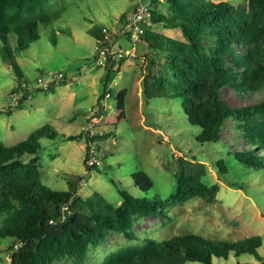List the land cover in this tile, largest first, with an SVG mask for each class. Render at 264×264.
Instances as JSON below:
<instances>
[{
    "label": "trees",
    "instance_id": "obj_1",
    "mask_svg": "<svg viewBox=\"0 0 264 264\" xmlns=\"http://www.w3.org/2000/svg\"><path fill=\"white\" fill-rule=\"evenodd\" d=\"M49 2L0 0L3 60L19 77L18 88L23 92L17 109H22L35 92H54L63 84L61 80L45 90L29 91L9 45V35L14 34L15 51L26 50L30 43L39 40L40 25H50L61 17L63 9H51ZM166 2L171 14L162 15L151 9L152 22H164L169 30H179L182 38H169L150 30L141 35L140 40L163 53L165 58L159 69L154 68L153 61L148 64L144 93L148 97L182 99L188 121L201 129L197 137L201 143L220 141L224 127L232 121L237 132L232 142L242 139L246 143L242 150L234 151V157L246 166L264 169V99L241 105L228 101L225 96L230 89L237 98L249 99L264 89V0L238 4L229 0ZM89 32L100 48L111 47L103 29L93 28ZM120 61L108 58L104 65L105 86L97 100L96 128L127 121L126 90L117 95L112 113L103 103L110 94L107 82L114 72H119ZM10 109L9 113L15 108ZM58 135L46 124L14 145L0 143V244L11 240L12 264H55L63 259L86 264L90 252L105 244L111 233L123 235L132 244L111 251L100 264H212L214 257L228 259L231 252L236 256L257 255L262 246L261 236L231 242L182 234L163 241L147 238L136 244L139 241L135 231L137 221L144 217H167L171 202L201 198L212 203L219 186L202 181L204 166L200 165L202 172H199L190 163H184L175 175L176 189L166 200L136 198L121 189L118 192L122 201L116 206L99 193L82 200L76 198L78 190L73 182H69L72 190L60 192L41 181L39 140H54ZM110 136V133L95 134L89 130L86 135L83 132L69 135L65 140L88 143L87 165L93 156L91 144L96 138ZM26 156L30 157L28 161L24 159ZM217 166L220 172H225L223 160ZM88 167L92 169L96 164ZM132 179L141 191L153 187L152 179L143 171L132 175Z\"/></svg>",
    "mask_w": 264,
    "mask_h": 264
},
{
    "label": "rangeland",
    "instance_id": "obj_2",
    "mask_svg": "<svg viewBox=\"0 0 264 264\" xmlns=\"http://www.w3.org/2000/svg\"><path fill=\"white\" fill-rule=\"evenodd\" d=\"M49 1L51 9H63L61 17L50 25H40L39 40L30 43L26 50L15 51L17 37L14 34L9 35V45L29 91L37 88L39 78L46 79L53 73L63 74V84L54 92H35L22 109L15 108L9 113L12 93L15 90L22 95L23 92L18 88L19 77L3 60L0 40V143L14 145L27 139L36 129L50 125L59 135L54 140H39L42 183L54 191L64 192L73 189L69 186V182H73L78 190L76 198L85 200L99 193L115 206L122 201L118 189L136 198L166 200L176 189L175 175L184 163H190L199 172L204 166L202 181L209 186H219L215 201L193 198L183 203H169L167 217H144L136 222L139 239L136 244L147 238L163 241L182 234L231 242L261 236L262 246L257 255L236 256L231 252L228 259L214 257L212 264H264V169L246 166L234 157V151L242 150L245 143L242 139L232 142L237 137L234 123L227 122L220 141L201 143L197 140L201 129L188 121L182 99L148 97L144 93L148 64L153 61L154 68L159 69L165 58L148 43L135 40L132 33L125 34L124 29L140 2L169 16L171 11L166 0ZM229 1L238 4L246 0ZM93 28L105 29L104 35L110 43L118 39L124 53L120 61L122 67L107 82L110 94L103 103L112 113L117 95L126 90L127 121L102 129L94 125L106 70L96 65L100 47L89 32ZM145 28L169 38H182L179 30H169L164 22L154 24L151 16ZM21 83L24 87V82ZM225 96L235 104H255L264 99V89L250 95L249 99L237 98L230 89ZM89 130L111 136L95 139L90 148L93 156L86 165L88 143L65 138L82 132L86 135ZM220 160L226 165L224 173L217 166ZM93 164L96 167L93 168ZM140 171L153 181L148 191H141L134 184L132 175ZM10 243L11 240L6 239L0 244V264H12ZM129 244L132 241L123 235L111 233L105 244L90 252L86 264H100L108 253ZM55 264L74 263L63 259Z\"/></svg>",
    "mask_w": 264,
    "mask_h": 264
},
{
    "label": "built area",
    "instance_id": "obj_3",
    "mask_svg": "<svg viewBox=\"0 0 264 264\" xmlns=\"http://www.w3.org/2000/svg\"><path fill=\"white\" fill-rule=\"evenodd\" d=\"M150 16L151 9L149 7V4L144 2L138 3L133 10L132 17L127 19V24L125 25L124 33H132L134 35V39L139 40L141 35H143L145 32L147 20L148 18H150ZM103 32L106 33L107 31L103 29ZM123 55L124 53L122 52V50H115L113 46H111L110 48L108 46L99 48V56L96 61V65L104 66L108 58L117 61L123 58ZM63 77L64 76L61 73H53L46 79L39 78L37 88L45 90L48 88V86L52 84H58L59 81L63 79ZM25 88L27 87L25 86ZM20 96L22 95H19L17 92L12 93V108H16L19 105ZM51 223H53V221H51Z\"/></svg>",
    "mask_w": 264,
    "mask_h": 264
},
{
    "label": "crops",
    "instance_id": "obj_4",
    "mask_svg": "<svg viewBox=\"0 0 264 264\" xmlns=\"http://www.w3.org/2000/svg\"><path fill=\"white\" fill-rule=\"evenodd\" d=\"M122 33H123V31H121ZM124 34V33H123ZM118 36L116 35V38H117ZM105 39H108V36H105ZM109 44L111 45V46H113L114 48H115V50H122V48H121V44L118 42V39L116 40V42H109ZM122 67V66H121Z\"/></svg>",
    "mask_w": 264,
    "mask_h": 264
}]
</instances>
